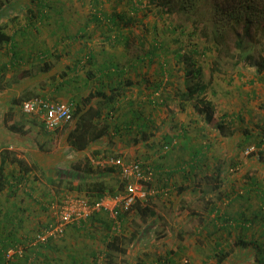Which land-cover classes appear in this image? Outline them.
<instances>
[{
	"label": "trees",
	"instance_id": "1",
	"mask_svg": "<svg viewBox=\"0 0 264 264\" xmlns=\"http://www.w3.org/2000/svg\"><path fill=\"white\" fill-rule=\"evenodd\" d=\"M102 1L103 0H92V7L94 6L92 17L97 25H103L107 22V29L110 31L114 29L112 25H118V23L115 20L109 19L107 16L101 17L103 16L101 13L105 16ZM178 1L182 10L190 15H195L197 21L207 19L211 23L214 40L219 49L221 46L225 45L227 32L235 28L238 24H244L243 38L241 37L237 40V46L240 49H244L246 47L245 42L252 37V28L255 29V34L261 31V37L264 42V0ZM140 2L141 0H128V5H126L124 14L119 13V15L125 18L127 22L134 23L138 11L140 10ZM113 3H116V1H113ZM158 5L160 6V13L170 11L168 7L170 3L168 0L159 1ZM116 6L117 5L113 4L115 11H117L115 8ZM64 14V7L52 5L51 0H0V109L3 112V116L0 115V129L2 128L3 130V128H5L12 132H20L22 134L29 132L31 127L28 121L30 118L25 120L13 119L12 116L15 107L19 105L21 107L25 100L36 97L51 98L48 95H42L41 90L45 89L50 82L69 73V71L62 70L61 66L63 63H61V60L64 54L57 50L56 47L54 49L41 48L35 53L34 44L32 48L33 56L23 61L24 56L21 54L18 47V36L22 34L24 37H30L29 34L31 35L32 32H41L42 26L45 24H52L53 21L56 30L65 31L67 35L69 34L68 32H70L71 34L69 35H71V37L79 38V35L84 33L83 35L87 38L85 39L86 44L92 39V33L91 35L87 34V28L90 29L87 27L89 22L86 26L82 25L81 30L83 31L76 33L70 30L69 23H67L65 19L63 20ZM115 33L116 34L112 36L111 39L112 47L117 49L122 46L124 50H127L132 40L129 33L125 32L122 27H118ZM66 37L68 36L58 37L56 39L57 44ZM157 48L158 44L155 41V44H152L151 49L146 52V56L144 55V57H148L149 60H152L157 55ZM122 56H126V54L123 52ZM120 57L121 55H118L116 51L115 54L111 55L110 60L104 61L114 64L115 62H119ZM247 59L251 61L252 66L255 67L258 74L264 71V55L260 54L257 59L253 54H249ZM97 60L98 55H96L93 46L87 47V51L84 54H80L77 58L73 59V61L80 66L91 64ZM15 70L17 71L15 72ZM87 71L88 75L92 74V70ZM9 72H12L14 78H7V73ZM15 73L17 74L16 77ZM199 73V71H194L195 75ZM30 80L34 82L32 81V83L29 84L28 82ZM127 84H131V82L126 81L124 86L118 85L112 87L109 94L100 89L92 91L88 96L82 98L81 105H79L76 99L72 100L71 102L74 103L75 108L72 112L71 119L62 122V124L53 130L47 129L44 120H42V131L45 132L46 135H54L58 132L61 133L62 143L65 145H62L59 151L52 152L48 150L51 148H47L46 141H41L40 139L36 140V144L33 143V145L35 144V146L38 147L36 151L37 159L32 162V165H29L27 160L20 155V152L26 153V150L21 148L9 149L2 145L3 148L0 150V191L7 186L14 190L25 189L30 179H32V176H34V180H36L39 178L38 173L40 172L43 173L42 175L46 174L45 178L48 184L56 183L60 189H67V191L74 190L89 196L91 199H99L107 194L116 195L118 192L122 191L125 188V182L122 181L116 167L94 166L93 164V160L99 155L102 157L121 155H113V151L107 148H104L103 151H93L90 146L108 135L111 129V122H113V120L110 121L112 117L110 111L115 109L113 105L115 101L125 94L126 91L131 89V86ZM160 85L161 82L155 87L158 88ZM206 88V82L198 81L194 86L188 87V91L183 92L182 95L186 99H191L197 93H203ZM98 97L101 99H97L96 103L93 104V100ZM149 100L151 103L158 104L163 102L165 98H150ZM104 108L107 109L105 115H103ZM211 109H213V107L208 105V108L205 109L206 111H204V109L199 110L200 112H206L207 121L211 127L215 126L218 128L219 136L225 135V123L215 122L212 116L213 114H211ZM145 112L146 110L144 108H140L135 111L132 116L129 115L126 117L127 123L131 121L140 125L143 123V127L138 129V135L132 138L133 143L138 144L143 142L146 147L153 149V153L158 154L157 156L161 161V159L169 157L165 156L168 151L171 152L176 148L174 139L177 138V136L181 135V137L188 139V128H183L181 132L173 133L172 130L175 128V125H173L172 129L169 128L165 134L164 132L166 129L161 133L162 135L164 134L163 136L160 134L158 135L156 132L158 129L156 127L154 130H150V119H144ZM260 120L261 119L257 120L256 124V127L258 126L260 129L258 132L261 133L262 131V137H260V139L258 138V134L250 127H245L243 130L237 127L238 129H232L231 132L228 133L230 138L227 140V150L231 151L238 141H240V143L247 142L250 144L255 142L258 146H264V116L263 121ZM118 122L119 120L113 123L117 124ZM129 126L130 125H128V127ZM116 128L119 131L121 125L117 124ZM53 138L54 137H50V140H53ZM108 143H112V141L110 140ZM166 145L169 146V150L163 153L162 151ZM87 148L88 150L86 153L80 154V156L75 154V152H82ZM72 152H74V156L71 158L69 166L61 167L56 165L59 159L71 156ZM205 153L204 148H198L193 155L189 154L190 159H185V161L180 160L176 166L172 163L173 165L170 166L172 169L165 168V164L162 165L163 167L161 165H159L161 167H158L152 159L145 156L140 157L151 162L156 174V185L169 187L170 195L173 192L182 194L183 191L186 193L188 190L192 192L196 191V188L198 189L201 180H199V178L197 180L196 178L198 176L197 168L205 163ZM57 154L58 156L60 154V157H58ZM46 155H53L52 160H49L50 162L46 163ZM262 156L264 158V147L260 150V155L255 157V160L259 162ZM8 162L15 164L16 167L7 169L6 163ZM44 164H46V166ZM179 171H182V173L184 172L183 176H186L188 179V176L192 179L195 178L196 183L194 185H196V187L194 188V186H192V189H190V185L185 184L175 188L172 180L173 176ZM235 174L236 173L233 172L231 175L232 178L225 183V178H223L221 169L217 166L216 172L213 175H209L207 178L205 177L207 182L206 189L216 191V195L215 198L206 197L207 213L208 215L214 216L210 217V224L203 226V229H208L207 231L210 232L209 227L212 226V231L215 233L219 232L220 234L213 248L212 255L209 257L212 259L205 261L203 264H264V179L259 177V175L247 171L245 174L246 177H244L245 183L241 184L237 181ZM24 184H26L25 187L23 186ZM206 194H208V192L206 193L205 188L202 190L200 189L202 198H205L204 196H206ZM151 199L152 197L146 201H136L129 212L120 215L123 230L125 228L123 225L126 222L127 215L136 213L132 218V223L135 227L131 232L132 236L130 241L133 244L132 249L141 248L143 246L141 245L142 239L151 236L152 228L160 218L159 212H157L155 207L152 206V202H150ZM254 200L258 202V207H254ZM219 201L221 203L227 201L230 207L222 210V204H220ZM236 202L240 203V208H237L238 210L232 207ZM193 214H195V216H191L189 221L195 218L196 215L201 216L198 209H193ZM203 216L204 215H202L200 219L203 220ZM184 233H186V230L181 229L179 232L180 238L185 237ZM225 234L227 235L225 236ZM222 237L226 239L225 242L229 237V242L225 243ZM123 238L124 237L119 233L109 235L105 241V249H100V251L94 253L95 259L99 254H102L104 257L102 264H121L115 260V252L123 250V243L125 242ZM18 246H20V244L14 243L5 247V260L3 264L6 262L5 255L7 250ZM163 246L165 247V242ZM180 252V247H167L165 248L164 255L157 254L156 264H177L178 260L176 257L180 255Z\"/></svg>",
	"mask_w": 264,
	"mask_h": 264
},
{
	"label": "rangeland",
	"instance_id": "2",
	"mask_svg": "<svg viewBox=\"0 0 264 264\" xmlns=\"http://www.w3.org/2000/svg\"><path fill=\"white\" fill-rule=\"evenodd\" d=\"M62 1L65 2L66 0ZM67 1L69 3L67 14L69 15L77 16L81 12L88 17L92 13V0H83V4L75 0ZM157 1L141 0L140 10L134 23H129L125 18H120L118 25H113L116 30L118 27H122L123 30L128 31L132 39L128 47L130 52L126 56H121L120 60L128 62L141 55L144 57L146 52L151 49L152 44H155V41L157 42V55L152 60H149L148 57L145 58L150 63L149 70L145 76L148 81H159L161 85L158 88L151 86L148 90L149 98H147L149 100L150 98L161 99L162 97L165 100L154 104L149 102L147 98L145 99L146 102L143 103V108L146 111H152L154 114L149 121L150 130H154L156 127L158 129H155L157 134L162 135L163 128L164 130L166 129L165 134L169 128L172 129L173 125H175L172 130L173 133L181 132L183 128H188L190 137L211 141L209 144L211 147L204 151L210 158L205 159V163L197 168L198 176L196 177L197 180L198 178L201 180L199 183L200 189L205 188L208 194L204 196L205 198H202L200 192L192 191L191 194H186L183 198L175 200V195L177 194L173 192L163 198L161 196L152 198L150 202H152L153 207L159 210L160 218L154 224L151 236L142 239L141 245L143 246L141 248L132 249L133 244L130 241L131 232L135 228L132 218L136 213L127 215L126 222L123 225L125 228L123 227V230L117 232L124 237V248L122 251L115 252V260L121 264H156V257L164 255L165 248L180 247V255L176 257L178 260L177 264H203L205 261L212 259L209 257L212 255L213 248L220 234L219 232H213L212 226L209 227L210 232L207 231L208 229H203V226L210 224V217L214 216L207 213L206 197L215 198L216 195V191L206 189L207 176L213 175L216 172V167L219 166L223 178H225V183L232 178L233 172L236 173L237 181L241 184L245 183L244 177H246L247 171L264 179V158L262 156L259 162L255 160V157L260 155L263 145L258 146L255 142L250 144L238 141L231 151L227 150V140L230 138L228 133L237 127L240 130L250 127L258 134L259 139L262 137V131L261 133L258 132L260 129L258 126L256 127V124L259 119L263 121L264 116V71L258 74L251 61L247 59V56L253 54L258 59L260 54L264 55V42L261 37V31L255 34V29L252 28V37L245 42L246 47L240 49L237 46V40L241 37L243 38L244 24H238L227 32L225 45L219 49L214 40L211 23L207 19L197 21L195 15H190L182 10L178 0H168L170 11L160 13V6ZM113 4V1L102 3L105 9H113ZM115 8L116 12L120 13L118 12V7ZM93 24L90 21L89 26ZM107 24V22L103 25L96 24L93 27L94 31H102L99 28H105ZM71 26H75L72 25V22L69 23V28L70 30H76V27L71 28ZM53 27L54 22L52 21V24H45L42 29L44 28L49 32ZM115 29L114 32H116ZM92 32L90 27L87 30V34L91 35ZM91 45L93 46V43ZM115 50L118 55H121L118 48ZM194 71H199L200 73L195 75ZM16 75L15 73V77ZM11 77H13L12 72L7 73V78L10 79ZM198 81L206 82V90L203 93H197V96L195 95L191 99H186L182 93L188 91V87L194 86ZM84 87L83 90L87 88L86 86ZM62 95L63 92H60L56 96H60L59 98L62 99ZM194 101L197 102L198 106H195ZM208 105L213 107L211 111L213 110L216 115L215 122L225 123V135L219 136V130L215 131L213 129L215 126L206 134H203L198 129L197 135H193L195 130L193 128L189 129L190 125L195 126L191 118L195 114L194 112L198 113L200 112L199 109L208 108ZM17 115H19L18 120L24 119L26 116ZM204 116L202 114V120ZM117 117L120 118V115ZM27 118H30L31 123L33 119V122L36 121L35 125L39 134L37 138L47 142V148H51L48 150L52 152L59 151L62 145H65L62 143L63 140L59 132L54 135L41 134L43 122L41 117L27 115ZM111 120H116L114 122H117L118 119L113 118ZM188 121L190 124H187ZM127 129L126 132H122L126 135V138L128 136L133 138L139 133L138 128L135 126ZM50 137H54L53 140H50ZM191 141L189 140L188 142L190 144L196 142L193 139ZM251 146H255V149L252 150ZM139 148L136 150H139ZM173 151L175 153L173 161L178 159L180 155L179 159L181 161L190 159L189 150L180 149V145L174 148ZM115 154L117 153H113V155ZM122 156L126 159H133L143 155H139L136 152L133 156L129 154H123ZM70 157L72 158L73 155L71 154ZM98 157L102 156L99 155L96 159ZM56 164L58 166L65 165L58 162ZM94 166H97V164L94 163ZM45 177L46 174L42 175L41 173L39 181L33 182L31 186L34 185L35 189L52 192L54 197L51 200L59 202L61 197L67 193V190L60 189L56 183L45 185L46 183L43 181ZM193 185L189 187L191 188ZM219 203L222 204V210L230 207L227 201L222 203L219 201ZM238 204L239 202H236L232 207L235 208ZM255 206L258 207V202L254 200ZM193 209H198L201 216L204 215V219L202 220L200 219L201 216L196 215L195 218L189 221L191 216H195ZM58 210L59 207L51 210L53 218L51 223H54L58 218ZM109 223L111 225L110 234H112L114 224L110 214ZM181 229L186 230L183 238L179 236ZM222 239L225 242L226 239L224 237ZM164 242L165 247L163 246ZM226 242H229V237ZM98 248V251L105 249V244L102 245L101 243ZM102 256L101 254L99 258L103 262L104 257ZM138 259H143L144 263L139 262L140 260Z\"/></svg>",
	"mask_w": 264,
	"mask_h": 264
},
{
	"label": "crops",
	"instance_id": "3",
	"mask_svg": "<svg viewBox=\"0 0 264 264\" xmlns=\"http://www.w3.org/2000/svg\"><path fill=\"white\" fill-rule=\"evenodd\" d=\"M79 3L83 4V0H75ZM81 1V2H80ZM104 2L108 1H116L114 3L118 7V12L124 14V10L126 9V5H128V0H103ZM102 1V3H103ZM159 1H157V4H159ZM52 5L54 6H61L64 7L65 14L64 18L67 21V23H71L73 28L76 27V30H73V32H80L82 25H87V23L91 21L94 23L93 25L87 27H91L92 32V43L94 51L96 52V55H98V60L96 62H93L91 64L80 66L78 63L73 61V59L77 58L78 55L84 54L87 51V47L92 46L91 40L88 41L87 44L85 43V39H87L83 34L81 33L79 35V38L77 37H71L70 32L67 35V32L65 31H59V29L52 28L51 31H47L44 28L41 29V32H32L30 37H24L22 34L17 37L18 41V47L20 49L21 54L24 56V60L28 59L29 57H32V48L35 44V50L34 52H38L39 49H54L55 47L57 50L63 52L65 56H63V59L61 60L62 64V70L69 71L66 75L64 74L62 77L57 78L53 82H50L45 89L41 90L42 95H48L53 99L58 100H64L71 102L72 100H75L79 103V105L82 104V98L86 97L90 94V92L95 90H103L106 93H110V89L115 86H124L126 81H130L131 84H127L131 86V89L126 91L125 94H123L120 98L115 101L113 104L115 106V109L113 111H110L113 118H117L119 122L118 125H121V129L119 131L116 128L115 123L111 122V129L108 132V135L101 138L99 141H97L94 145L92 144L91 150H101L103 151L104 148H107L109 150H112L113 153L121 154V156L124 155H135L137 152L139 155H143L147 158H150L154 161L155 164H157L158 167H161L163 164L165 168L172 169L170 166L175 165L181 160L178 159L176 161H173V157L175 156L174 151H168V153L165 156V159L158 158V154L153 153V149L146 147V145L142 143L135 144L133 143V139L128 136L126 138V135H124L122 132H126L127 128L131 127H137L138 129H141L143 127V123L140 125L138 123H135L133 121L127 123V116H132L135 111H137L140 108H143V103L146 102V98H149L148 90L151 86H157L159 84V81L152 80L151 82L148 81V78L145 76L147 75V72L150 67V63L145 60L146 57L138 56V58L135 57L132 61H122L119 60V62H115L114 64H111L108 61L104 60H110L111 55L115 54V49L112 47L111 39L112 36H114L116 33L114 32V29L108 30V26L106 25L105 28H99L102 29V31L98 30L94 32V28L96 26L92 14L94 13L93 10L92 13L86 17L83 13L79 12L77 16L69 15L67 14V7L69 6L68 1L66 0L63 2L62 0H51ZM54 3V4H53ZM105 4V3H104ZM109 4V3H106ZM110 5V4H109ZM94 7V6H93ZM92 7V9H94ZM131 9V7H130ZM110 10V11H108ZM114 11V13H113ZM105 16L103 13H101L103 16L101 17H108L109 19L115 20L117 23H119L120 18H122L119 13H117L113 7V9H105ZM106 19V18H105ZM64 22V21H63ZM44 27V26H43ZM87 30H89L87 28ZM116 30V29H115ZM59 31V32H58ZM56 32V33H55ZM100 32V33H97ZM129 33L128 31H125ZM61 36H68L64 40L60 41L58 44L56 42V39ZM119 52L124 54H128L130 51L124 50V47L120 46ZM137 53V51H135ZM110 55V56H109ZM31 59V58H30ZM66 60V61H65ZM87 70H92V74L88 75ZM146 77V78H145ZM33 80H30L28 83L31 84ZM34 82V81H33ZM149 82V83H148ZM86 86L87 88L83 90ZM39 90V91H40ZM60 92H63L62 99L56 96ZM71 95H70V93ZM197 96V95H196ZM147 98V100H148ZM96 98L93 100V104L96 103ZM193 100V99H192ZM75 101V102H76ZM150 101V100H148ZM193 102V101H190ZM195 102V101H194ZM197 102H195V105ZM129 105V106H127ZM104 113L107 112V109L104 108ZM203 109V108H201ZM200 109V110H201ZM207 109V108H205ZM204 109V111H206ZM194 111V110H193ZM195 114L192 115V120L195 123V126H191L189 129H194L195 133L193 135H197L198 129L203 134H206L209 132V130L212 128L209 122L207 121V114L206 112H194ZM17 114L20 115H26L24 119L27 118V114H24L21 110L20 105L16 106L13 112V119L18 120ZM202 114L205 116L202 118ZM211 114H213V119H215V114L213 111H211ZM0 115L3 116V112L0 109ZM120 115V118L117 116ZM154 116L152 111H146L144 113V119L148 120ZM123 117V118H122ZM134 119V118H133ZM21 120V119H20ZM34 120V119H33ZM117 120V121H118ZM116 121V120H115ZM30 123V129L29 132L22 134L20 132H12L8 129L2 128L0 129V150L3 148V146L8 147L9 149L12 148H18V149H24L27 152L21 153L22 157H24L29 165H32V162L37 159L36 157V151L38 150L36 144L37 138V128H36V121L31 123L30 120L28 121ZM124 122V123H122ZM141 122V121H138ZM182 124V123H181ZM187 124H190L188 121ZM128 125H130L128 127ZM127 127V128H126ZM215 131H218V128H213ZM162 131V130H161ZM164 131V128H163ZM3 132V135H2ZM37 133V134H36ZM163 133V132H162ZM36 134V135H35ZM41 134H45V132L41 131ZM40 134V135H41ZM23 135V136H21ZM39 135V134H38ZM192 136L185 138L177 136V138L174 139L176 147L180 145V149H188L189 154H194L198 148H204V151L209 149L211 147L209 144L211 141H204L199 139L192 138L194 143H189L188 141L192 140L190 139ZM112 141V143H108ZM192 142V141H191ZM33 143H35L33 145ZM111 144V145H108ZM3 145V146H2ZM8 145V146H7ZM139 150H136L138 149ZM106 149V150H107ZM88 148L82 152H75L76 155L80 156V154L86 153ZM52 154V153H51ZM72 155L74 156V152H72ZM75 155V157H76ZM50 156V157H49ZM53 155H46V163L50 162L49 160H52ZM58 156V154H57ZM60 157V154L59 156ZM74 157V158H75ZM70 156H67V158H61L59 159L58 163H64L65 165H61V167H67L70 165L71 159ZM73 158V157H72ZM204 158L208 159L210 158L208 154H204ZM68 159V160H65ZM173 163V164H172ZM94 164V163H93ZM43 165V163H42ZM46 166V164H44ZM57 165V164H56ZM161 165V166H159ZM15 164H12L10 162L6 163V168H15ZM163 167V166H162ZM34 172V171H33ZM35 173V172H34ZM42 172L38 173L39 177ZM43 174V173H42ZM33 175V174H32ZM184 172L179 171L173 176L172 183L174 184V187L177 188L180 185H193L196 183L195 178L192 179L190 176L189 179L186 176H183ZM33 179V180H32ZM32 179H30V182H28V186L24 184L23 186L25 189H11L8 186L0 191V264L4 263V250L5 247L8 245H12L14 243L20 244V246L23 247L24 252L20 255L17 254L15 256V259L13 260L12 264H98L99 256L95 259L94 253L98 252V246H101L105 244L106 239L108 238L110 234V223H109V212L102 210L93 213L86 221L83 222V224H70L67 229L66 233L63 237H49L46 243L38 242L35 240V236L38 233H41L44 231L46 227H49L50 224H52V215H51V200L54 197V194L50 191H43L39 189H35L33 182H37L38 180H34V176H32ZM45 181V185H48V182L46 178L43 180ZM42 182V181H41ZM188 185V186H189ZM194 188L196 185H193ZM192 189V186L191 188ZM67 190V189H66ZM195 190V189H194ZM191 191V190H190ZM188 190V192L185 193L183 191L182 194H179L176 192L177 195H175V200H179V198H183L186 194H191ZM67 192H76L72 190H68ZM195 192H200V187L198 185V189L196 188ZM52 193V194H51ZM83 194V193H81ZM160 197V196H156ZM155 198V197H152ZM163 198V197H161ZM256 207V206H255ZM236 210L240 208V203L235 207ZM238 208V209H237ZM157 212L159 210L155 207ZM160 213V212H159ZM140 261H143V259H138Z\"/></svg>",
	"mask_w": 264,
	"mask_h": 264
},
{
	"label": "built area",
	"instance_id": "4",
	"mask_svg": "<svg viewBox=\"0 0 264 264\" xmlns=\"http://www.w3.org/2000/svg\"><path fill=\"white\" fill-rule=\"evenodd\" d=\"M22 111L27 115H36L45 122V127L53 130L62 122L71 119L75 108L73 102L56 100L49 97H36L25 100L21 105ZM252 150L255 146L250 147ZM169 150L166 145L163 153ZM99 166H114L125 182V188L116 195L107 194L99 199L78 192H67L58 201L51 202V208L58 210V218L43 232L35 236L38 242L46 243L49 237H62L70 224H83L93 213L105 210L113 220V232L122 230L121 214L129 212L138 200L146 201L151 197L169 196V187H161L155 183V171L151 162L141 157L126 159L124 156L98 157L93 160ZM22 246L10 248L6 252L5 264H12L14 256L22 254ZM103 257V256H102ZM98 264H102L99 259Z\"/></svg>",
	"mask_w": 264,
	"mask_h": 264
}]
</instances>
